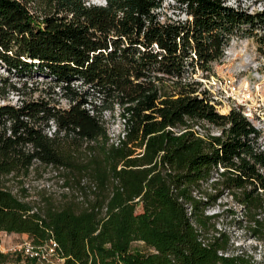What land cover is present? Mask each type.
Returning a JSON list of instances; mask_svg holds the SVG:
<instances>
[{"label": "trees", "instance_id": "16d2710c", "mask_svg": "<svg viewBox=\"0 0 264 264\" xmlns=\"http://www.w3.org/2000/svg\"><path fill=\"white\" fill-rule=\"evenodd\" d=\"M30 1L0 0V66L10 74L36 68L51 79L45 82L49 96L24 98L20 93L30 88L0 77V99L19 95L15 105L0 104V231L27 233L36 242L52 236L63 264H253L225 255L223 232L203 246L192 220L204 227L205 209L225 189L248 209L259 207L264 155L254 151L243 116L218 114L171 77L192 52L202 65L218 58L225 35L238 25L264 30V11L249 15L221 0H182L192 20L161 23L152 10L160 0H106L104 6L36 0L39 14L30 11ZM56 87L69 108L52 98ZM91 92L102 97L94 115L82 108ZM116 107L125 135L115 145L103 111L113 115ZM50 119L57 126L52 137L44 132ZM187 120L229 126L205 139L170 129ZM217 162L230 169L213 184L215 192L204 193L206 200L196 199L193 189ZM48 166L66 170V186L82 198L71 191L28 199L21 178ZM134 240L153 252L132 251Z\"/></svg>", "mask_w": 264, "mask_h": 264}, {"label": "built area", "instance_id": "2783aa9c", "mask_svg": "<svg viewBox=\"0 0 264 264\" xmlns=\"http://www.w3.org/2000/svg\"><path fill=\"white\" fill-rule=\"evenodd\" d=\"M85 1L87 4L102 6L106 4V0ZM221 4L234 11L249 15L264 11V0H221ZM152 10L161 23H184L192 20V15L188 13L186 3L182 0H160L158 6ZM262 34L264 35V30L261 28L250 29L247 24H240L225 35L224 42L221 45V54L218 58L202 65L197 62L195 52H192L185 68L179 75L173 76L171 79L181 81L184 85L194 88L192 94L205 99L218 114L228 115L234 111L243 116L252 128L249 137L254 151L264 155V42L259 41ZM153 46L157 48L156 44H153ZM158 75L162 74L159 73ZM80 83V80L74 81L75 85H80ZM55 89L61 95L59 87ZM61 100L64 103L61 104L60 102L57 106L69 108V101L63 97ZM5 103L7 102L4 99L0 100V104ZM94 104L99 106L101 101L96 104L87 99L82 104V108L89 114L94 115L96 112ZM103 112L107 113L106 111ZM228 126V123L224 126H218L206 120H187L184 127L170 129L176 131V133L190 130L196 136L205 139L210 136H222ZM56 130L55 121L53 119L48 120L44 128L45 134L52 137ZM108 135L110 136V133ZM124 135L123 123L122 130L115 134L113 138L109 137V141L116 145ZM234 161L237 162L238 158L234 157ZM34 166L35 164L30 166V169H33ZM47 168L57 169L58 173L63 172L62 167L48 166ZM226 169L230 168L223 162H217L213 165L208 179L201 181L199 187L193 189L192 195L196 199L206 200L204 193L216 191L213 184L220 180ZM259 170L264 172L262 167ZM30 173L34 174V172ZM21 179L23 181L26 178ZM60 182L66 187V192L61 191V193H69L71 187L66 186L63 175ZM80 184L88 189V178L82 177ZM259 190L262 191V189ZM72 191L78 198H82L80 190ZM227 195L230 198L233 197L228 189L223 190L215 204L205 209V214L210 211H212L211 215L218 214L221 198ZM186 208L188 215H190L191 206L186 204ZM192 225L198 234V240L203 246L213 239V235L207 238L202 228L193 220ZM60 250L58 242L52 236L42 242H36L32 237L26 236L3 252L18 254L20 260L17 264H63L64 257H62ZM225 255L227 254L225 253Z\"/></svg>", "mask_w": 264, "mask_h": 264}, {"label": "rangeland", "instance_id": "374dc122", "mask_svg": "<svg viewBox=\"0 0 264 264\" xmlns=\"http://www.w3.org/2000/svg\"><path fill=\"white\" fill-rule=\"evenodd\" d=\"M29 9L35 14L41 12V9L37 8L36 0L30 1ZM2 76H9L11 80L17 82L22 88L24 86L30 88L24 93H20L24 98H29L30 95L33 98H38L40 95L49 96L45 82L51 79L46 77L44 73L38 72L34 67L27 72L10 74L0 66V77ZM37 83L39 84L36 85ZM170 84L168 81L165 82L166 89L169 88ZM34 86H37V89H32ZM51 94L54 100H60L61 104L64 103L61 100L62 96L55 88L54 93L52 92ZM89 99L99 104L102 97L98 92H91ZM4 100L9 104L15 105L19 102V95L9 92L8 98ZM104 119L110 138H113L115 134L122 130L123 117L120 115L119 107L115 108L113 115L107 112ZM66 173H68L66 170L58 173L57 169L46 168L42 170L41 174H28L26 179L23 181L21 179L20 182L28 193V199L34 200L36 198L35 201H39L38 195L51 193L58 196V194H62L61 191L66 192V187L60 182L62 175H66ZM15 181L17 182V179ZM71 191L72 188L69 193ZM230 193H233V191H230ZM262 196L263 203L259 207H251V209L237 201L234 196L230 198L227 195L221 198L218 214L211 215L212 211L208 212V214L206 213L210 220L209 222L206 221L207 224L205 223L204 227H201L205 236L210 238L212 235L217 236L223 232L229 237L225 251L227 255H240L250 260L253 264H264V227L262 226L264 224V194ZM26 236L29 235L27 233L0 231V244L2 247L0 250V264H17L19 262L20 256L18 254L3 251H7L10 246ZM130 246L131 250L137 253L148 254L153 252V248L142 240H134Z\"/></svg>", "mask_w": 264, "mask_h": 264}]
</instances>
